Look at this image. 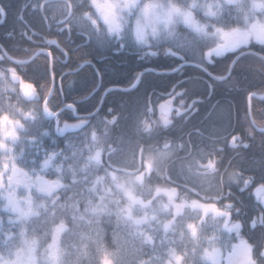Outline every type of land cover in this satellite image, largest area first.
<instances>
[{
	"label": "snow or ice",
	"instance_id": "1",
	"mask_svg": "<svg viewBox=\"0 0 264 264\" xmlns=\"http://www.w3.org/2000/svg\"><path fill=\"white\" fill-rule=\"evenodd\" d=\"M241 3L242 0H229L228 7L235 8ZM74 7L78 8L79 5H74L73 0H40L38 5L33 6V10H38L44 21L47 22L50 19L54 21L58 33L66 34L68 38H71ZM88 9L89 11L82 18L80 34L89 35L91 38V34L94 33L97 40L101 39L105 33L119 37L116 51L128 47L130 33L134 34L136 42L143 44L149 33L156 37H159L162 31L171 34L177 23L189 27L203 40L214 41L212 47L203 53L197 52L193 55L181 54L174 48L166 49V56L174 58L173 66L160 72H157L155 68L136 71L127 85L113 84L106 87L102 98L110 92L134 91L147 74L180 76L189 67L201 73L195 79L206 86L205 94L212 96L216 93L218 85L232 88L239 86L236 71L241 58L247 56L258 59V70L264 74V51L255 50L257 45L264 50V0H250L249 3L241 6L235 22L232 21L230 14L228 19H221L220 10L211 4L203 8L198 0L192 7L182 3V0H169L166 4H162L161 0H89ZM199 10H204L207 18H215L216 23L209 25L204 19H200ZM3 15L6 19V11ZM19 18L22 19V15ZM48 26L50 28L51 24L49 23ZM24 35L31 43L39 44V47L24 48L22 51L27 55L13 57L3 45H0V56L6 57L9 62L8 67L0 69V84H4L6 89L8 85H11L14 93L26 101L39 99L38 89L44 92L47 88L39 115L54 123L58 133H63L69 128L78 132L82 131L94 116L99 115L102 105H98L93 112L85 115H79L76 101L60 102L56 107H52L53 96L63 94L64 91L63 75H61L60 83H57L56 61L58 58L52 49H58L65 57L68 53L60 47L57 39L43 36L34 30L32 36H28L26 32ZM37 35L41 37L39 41L33 39ZM253 41L255 43H252ZM87 55L85 53V56ZM146 55L155 56L156 52L149 51ZM38 59L43 62L39 78L29 77L24 72L25 67ZM222 61L227 62L221 63ZM86 66L95 67L87 59L78 67ZM248 67L252 66L248 65ZM95 74L97 86L103 84L104 74L99 69H95ZM205 77L207 80L204 79ZM187 79L191 81L193 77L189 76ZM21 80L32 85L34 90L30 95H25L19 88ZM184 83V80L177 79L171 85V91L156 93L158 99L155 104L150 94L136 113V115L147 113V116L138 120L130 131L137 135L144 133L151 139L160 132L171 129L174 118L180 117L187 120L192 112L198 111L196 106L200 103L199 100L193 99L186 105L183 99L186 90L177 91ZM245 92L247 103L243 121L247 126L243 133L233 131L226 137L224 147H213L207 156L197 161L199 175L215 176L220 165V161L215 158L216 153L227 150L236 151L241 148L247 150L251 147L252 141L257 139V134L261 144L264 145V110H261L258 116L251 103L256 97L264 100V89L259 91L245 89ZM177 97H180L179 105L174 106ZM107 111L111 112L112 109L109 108ZM65 112H71L76 122L62 121L61 116ZM157 113L159 115H156ZM153 116L156 118L152 119ZM25 119L35 123L37 113L29 112L25 115ZM62 123L63 127H61ZM112 123L114 122L105 120L106 129ZM20 127L22 126H17L16 130L19 131ZM197 134L203 135L199 130ZM245 135L248 137L247 141H245ZM26 139L32 147L36 149L42 147L40 137L31 136ZM120 139L124 148L132 146L133 142L128 131L122 133ZM211 139L215 140V137ZM9 140L15 143L20 140V137L19 135L5 137L0 144V157L7 154L6 159L0 162V196H3L6 201L3 205L5 215H0V242L5 245L3 251L8 253L5 256L0 252V264H41V259L44 264H62L65 254L63 239L69 231L68 224L60 221L54 223L42 254L38 237L29 238V232L35 231L33 222L40 219L42 215L51 213L55 216L61 211V207L69 206L67 193L71 191V188L64 184V178L69 172L71 160L79 154L84 161L83 169L78 172L73 170L71 173L73 180L69 183L75 187L80 185L82 180L85 184L88 183L87 169L93 162L99 163L102 160V153L95 152L91 145L85 151L69 142L60 151L45 149L44 155L33 162L24 158L22 149L19 153L9 152L7 149ZM175 149V139L168 136L158 139L154 148L144 143L135 144L133 154L138 161V167L132 170L127 183L123 186L126 189L127 205L121 210V215L127 232L123 236L119 233L114 234L116 251L130 247L139 264H264V198L260 197V194L264 193V173L259 179L254 174L247 175L244 169L230 173V185L234 182L240 193L249 192V196L257 197V202L247 210L238 206V202L241 205L243 203L240 197L236 201L230 200L225 205V210H220L215 204L183 200L179 197L176 188L159 184L154 189H149L147 198L137 193V187H143L145 178L150 179L156 174L159 158L170 157ZM197 150L204 152V149L199 146ZM256 159L264 165V156ZM49 169L54 170L51 175H54L55 179H46L42 175ZM18 172L24 173V177L19 178ZM21 185L26 192L17 195L16 190ZM228 195L231 197L233 193L229 191ZM62 200L65 203L58 207ZM161 200L163 201L161 206L166 210L163 219L157 211V203ZM40 201H43V204L39 203ZM189 209H194L197 215H188ZM98 210V205L95 203L87 206L77 204L72 210V221L77 216L96 213ZM209 217L216 218L220 226L209 231L207 227ZM97 253L100 264H115V252H110L106 247L98 245Z\"/></svg>",
	"mask_w": 264,
	"mask_h": 264
},
{
	"label": "flooded vegetation",
	"instance_id": "2",
	"mask_svg": "<svg viewBox=\"0 0 264 264\" xmlns=\"http://www.w3.org/2000/svg\"><path fill=\"white\" fill-rule=\"evenodd\" d=\"M40 0H0V7L6 13L13 11L11 15L7 13V17L4 24L8 19L12 25L11 31L3 39H0V45L13 57H24L27 55L22 51L24 48L36 49L39 44H33L28 40L24 33L26 32L28 36H32V31L47 36L49 38L57 39L60 42V47L67 51L68 56L65 57L62 52L58 49L53 48L52 51L54 55L58 58L56 61V72H57V83H60L61 75H63V94L55 95L52 98V107H56L60 102L72 103L77 102V108L79 109V115H85L86 113L93 112V110L98 106L100 107L99 114L106 113L109 108L119 111L122 114L121 119V129L128 131L127 128V105H124L126 99L119 98V96H137L141 91L145 92L144 100L151 94L153 103L157 102L158 97L156 93H163L165 91H171V85L175 83L177 79H182L185 83L182 88H178L177 91L186 90V94L183 97L185 104H190L193 99H197L200 103L197 104L198 111L192 112L187 120L176 117L173 120V127L169 130L160 132L158 135L154 136L153 139L157 141L162 139L164 136H168L174 139H179L181 141L190 142L195 146L194 156L197 160L203 159L207 156L213 147H224L226 144V137L230 136L233 131L243 133L244 128L247 126L243 121L244 110L240 111L238 109L239 101L241 97H238V93L231 95L229 89H233L230 86L218 85L216 93L212 96L205 94L206 86L195 77L201 75L197 70L189 67L188 70L180 76H159L155 74H147L140 86L134 91L130 92H110L107 95L104 93V89L108 86L113 85L117 81H113L111 78V69L118 63L120 66L125 64H136L133 73L136 71H142L144 68H155L157 72L162 71L165 68L171 67L174 64V58H169L161 54L160 56L150 58L148 60H137V56L133 51H129L127 54L120 53L116 51L117 46L107 47L105 41L101 38L97 40L96 47H87L82 44L81 38L75 33L72 34L71 38H68L66 34L58 33L56 24L51 19L49 21H44L41 13L33 10L34 5H38ZM18 12V13H17ZM22 15V19L19 17ZM51 17V13H49ZM3 19V14L0 12V21ZM49 23L51 27L49 28ZM0 24V25H2ZM40 35L33 37L34 40L39 41ZM256 51H264L255 46ZM85 53L88 55L85 56ZM246 59L247 64L252 67L247 66L248 74L263 76L258 70L257 65L259 64L258 59L247 56L242 57V63ZM90 60L92 66H86L83 68L78 67L84 62V60ZM227 61H222L221 63H226ZM42 61L36 60L33 64L25 67L24 72L27 73L29 77L39 78L40 71L42 70ZM102 66V69L100 68ZM9 66L8 59L6 57L0 56V69ZM242 66H240L238 71H240ZM95 69H99L104 74L103 84L97 86L96 84V74ZM132 73V74H133ZM191 76L193 79L189 81L187 78ZM253 77V76H252ZM18 78V77H17ZM207 80V77L204 78ZM43 83V82H41ZM119 85V84H118ZM124 86V85H121ZM19 88L23 90L25 95H30L33 92V87L30 83L21 80ZM94 88H98V92L95 95H91L90 91ZM47 91V88L44 89ZM114 94L118 98L117 100L111 99V95ZM11 97L14 103H10V111L5 112V115L0 116V144L3 143L5 137H15L19 135L20 140L13 143L9 140L7 148L14 150L19 153L22 149L24 152V158L30 161H36L39 157L44 155L45 148L55 144L56 138L60 140L59 147H64L63 137H75L78 135V131L74 129H67L63 133H58L56 131V125L51 123L47 118L39 115L36 111L37 105L35 100L31 101H17L16 94L12 90V86L8 85L7 89L4 84H0V100H4ZM40 99H44L43 92H41ZM180 97H177L174 102V106L179 105ZM252 105L256 110L257 115H260L261 110H264V100L259 98H253ZM143 104V103H142ZM121 107V109H117ZM139 110H137L138 112ZM29 112L37 113V120L33 123L31 120H26L25 115ZM136 112V113H137ZM136 115V114H135ZM134 116H130V121H133ZM156 115H159L157 113ZM96 116L93 117L95 119ZM153 116L152 119H155ZM62 121H67L68 123H75V118L71 112H65L61 116ZM17 126L20 130L17 131ZM45 126L52 127L50 134L43 136L40 140L42 147L36 149L32 147L27 137L35 136L39 131ZM63 127V123L61 124ZM131 128V126H130ZM197 130L203 135H198ZM130 131V130H129ZM215 137V140L211 139ZM248 137L245 135V141ZM77 148L80 146L78 144L72 143ZM197 146L204 149L201 153L197 150ZM56 151H60V148H56ZM264 156V145L261 144L259 139V134H257V139L252 141V145L249 149H237L236 151L227 150L223 153H216V159L220 161L219 170L222 174V179L227 181L224 187V195L232 201H236L238 197L242 200V205L238 202V206H242L245 210L251 207L252 204L257 202V197L255 195L249 196V192L240 193L234 182L230 185V180L228 174L239 169H244L247 175H256L259 179L261 174L264 173V165H261L259 157ZM78 157V154H77ZM170 157H160L159 162ZM24 166L23 164L21 165ZM53 169L45 170L42 175L46 179H55L54 175H51ZM66 175H70L66 173ZM221 180V175L218 174L217 181ZM255 187V185L253 186ZM17 195H21L26 192L21 185L17 188ZM229 191L233 193L229 197ZM251 191V190H249ZM6 195V192H5ZM261 198H264V193L260 194ZM6 203L3 196H0V215H5L3 205ZM188 215L195 216L197 212L194 209H189L187 211ZM163 216V213H161ZM247 219V218H245ZM7 221V216H5ZM213 223H219V221L213 217ZM15 231V229H13ZM179 243V239H177ZM5 245L0 242V252L7 256L8 253L3 251Z\"/></svg>",
	"mask_w": 264,
	"mask_h": 264
},
{
	"label": "clouds",
	"instance_id": "3",
	"mask_svg": "<svg viewBox=\"0 0 264 264\" xmlns=\"http://www.w3.org/2000/svg\"><path fill=\"white\" fill-rule=\"evenodd\" d=\"M169 0H161L162 4L168 3ZM250 0H242L237 7L229 9V0H198V3L206 8L211 4L214 8L220 10V18L228 19L229 14L233 22L238 16V9L249 3ZM89 0H73V4H78V8H73V33L81 38L82 44L87 47H96L97 37L95 34L81 35L80 27L83 23V15L89 11ZM182 3L192 7L197 3V0H182ZM199 18L204 19L209 25L216 23L215 18H207L204 10H199ZM130 23V21H129ZM211 31V29H209ZM102 39L105 41L107 47L111 48L117 46L119 37L113 35L103 34ZM252 43H255L253 41ZM214 41L212 39L203 40L196 35L189 27L177 23L171 34L162 31L159 37L152 36L149 33L145 43L136 42L134 34H129L128 47L121 48L120 53L127 54L133 51L137 60H148L163 54L166 56V49L174 48L184 55H193L194 53H203L208 48L212 47ZM259 46V45H258ZM260 47V46H259ZM156 52L155 56L146 55L147 52ZM46 91L43 92V95ZM39 97L41 92L38 89ZM17 101H26L22 97L16 95ZM14 103L11 97L0 100V116L3 113L10 111L9 104ZM37 105L36 111L39 114L43 107V100L40 98L35 100ZM112 109V108H111ZM147 116V113H140L136 115L132 121L131 128H133L137 121ZM122 114L119 111L112 109L111 112L99 114L95 119H91L88 126L82 131L78 132L75 137H63L64 147H59L60 140L56 138L55 144L45 149H64L69 142L78 144L83 150H87L89 146L95 152L102 153V160L99 163L93 162L87 169V180L85 184L82 180L80 185L73 187L69 182L73 180L71 174L73 170L80 171L84 167V161L78 154V157L71 160L69 164V174L64 178V184L71 188L67 193L69 198V206L62 208L61 205L65 201H60L61 211L57 212L55 216L51 213L42 215L40 219L35 220V231L29 232V238L35 236L40 241L41 254L44 250V245L47 241V236L51 232L52 227L56 221L68 224L69 231L63 239L65 254L63 256L62 264H100V258L97 253V246L102 245L110 252H115V264H139V261L133 254L130 247L116 251L114 243L115 233L123 236L127 229L125 228V221L122 218L121 210L127 205L126 189L123 187L127 181L129 174L133 169L138 167V161L134 158V148L137 142L144 143L147 146L155 147L156 141L149 138L144 133L134 134L128 131L132 146L124 148L121 143V134L126 132L121 129ZM112 121L106 129L104 121ZM52 127L45 126L35 136L40 137L50 134ZM130 128V129H131ZM47 133V135H42ZM174 139V138H173ZM93 141H95L93 143ZM176 149L171 155V158L162 160L157 165V172L150 179L145 178L143 187H137V193H141L147 198L149 189H154L156 185L174 187L178 191L181 199L187 201H198L201 203L215 204L220 210H225L230 200L224 195V187L227 181L221 179L217 181V176L220 170H217L215 176L199 175L197 169V159L194 156L195 146L190 142L175 139ZM122 148L124 150H122ZM9 152L14 151L7 148ZM0 157V162L6 159ZM41 157L38 158V160ZM19 178L24 177V173H17ZM230 180V173L228 174ZM59 199V197H57ZM162 200L157 203V211L160 213V218H164L165 209L161 206ZM39 203L43 204V201ZM90 203L98 205L99 210L96 213H85L82 216L72 221L73 208L77 204L85 206ZM139 211V210H138ZM163 213V216L161 215ZM39 215V214H38ZM71 221V223H69ZM220 222L213 223V217L207 220L208 230L211 231L215 227H219ZM15 236L16 233L14 232ZM41 264H44L41 259Z\"/></svg>",
	"mask_w": 264,
	"mask_h": 264
},
{
	"label": "trees",
	"instance_id": "4",
	"mask_svg": "<svg viewBox=\"0 0 264 264\" xmlns=\"http://www.w3.org/2000/svg\"><path fill=\"white\" fill-rule=\"evenodd\" d=\"M8 15L14 13L13 11H8ZM18 13V12H17ZM10 19H8L4 24L0 25V39H3L7 36V34L11 31L12 25L10 23ZM1 41V40H0ZM2 42V41H1ZM247 58H245L244 62L240 63L238 65V68L242 66L241 70L236 71V77L239 82V86L237 88L229 89V93L231 95H234V93H238V97H241V100L239 101L238 104V109L242 111L245 109L246 106V92L245 89L250 90V91H259L261 89H264V77L263 76H258V75H249L247 71ZM136 64H125V65H119L118 63H115V65L112 67L110 73H111V78L113 81H117L114 84H119V85H127L129 80L132 77L133 70L135 69ZM100 68L102 69V66L100 65ZM253 76V77H252ZM146 90L141 91L137 96H119V98L126 99L128 101L127 105V116H128V121H127V130H130V126L132 125V121H130L129 117L134 116L137 112V110H140L141 107L144 105V97H145V92ZM143 103V104H142Z\"/></svg>",
	"mask_w": 264,
	"mask_h": 264
},
{
	"label": "bare ground",
	"instance_id": "5",
	"mask_svg": "<svg viewBox=\"0 0 264 264\" xmlns=\"http://www.w3.org/2000/svg\"><path fill=\"white\" fill-rule=\"evenodd\" d=\"M95 89V91H93V90H91L90 91V93H91V95H95V94H97V92H98V88H94ZM117 96L116 95H114V94H112L111 95V99H114V100H117ZM124 105H128V101H126L125 103H124ZM117 109H121V107H117Z\"/></svg>",
	"mask_w": 264,
	"mask_h": 264
},
{
	"label": "water",
	"instance_id": "6",
	"mask_svg": "<svg viewBox=\"0 0 264 264\" xmlns=\"http://www.w3.org/2000/svg\"><path fill=\"white\" fill-rule=\"evenodd\" d=\"M0 12L3 14L4 10L0 8ZM5 21V17L3 15V19L0 21V24H2Z\"/></svg>",
	"mask_w": 264,
	"mask_h": 264
}]
</instances>
